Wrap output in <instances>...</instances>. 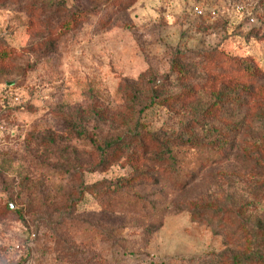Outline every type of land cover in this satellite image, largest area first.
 Listing matches in <instances>:
<instances>
[{"label":"rangeland","instance_id":"obj_1","mask_svg":"<svg viewBox=\"0 0 264 264\" xmlns=\"http://www.w3.org/2000/svg\"><path fill=\"white\" fill-rule=\"evenodd\" d=\"M263 150L264 0H0V264L262 261Z\"/></svg>","mask_w":264,"mask_h":264},{"label":"trees","instance_id":"obj_2","mask_svg":"<svg viewBox=\"0 0 264 264\" xmlns=\"http://www.w3.org/2000/svg\"><path fill=\"white\" fill-rule=\"evenodd\" d=\"M232 67L230 69L233 70L230 71L231 75L229 78V82L227 83V86H229V89L234 93L232 97L238 96L236 101L232 102V104L236 106H241L246 103V96L250 95V84L249 82L243 81V79L247 75L252 76L254 72H256L257 70L249 64H245V66H241V65L239 66L235 63L232 64ZM242 93H244L245 96H241ZM261 147H263V144L261 143L253 144L252 151L258 152V150ZM260 170H262V172L259 171L257 176H259L261 179L264 180V169H260ZM258 235H259V244L264 246V227L258 228ZM250 264H264V259L262 261L252 262Z\"/></svg>","mask_w":264,"mask_h":264}]
</instances>
